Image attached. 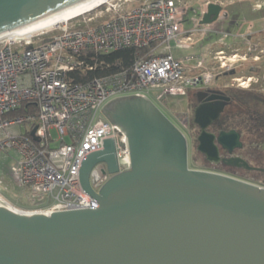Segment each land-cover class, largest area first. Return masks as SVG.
Segmentation results:
<instances>
[{
	"label": "water",
	"instance_id": "obj_1",
	"mask_svg": "<svg viewBox=\"0 0 264 264\" xmlns=\"http://www.w3.org/2000/svg\"><path fill=\"white\" fill-rule=\"evenodd\" d=\"M78 1L0 0V34ZM221 9L208 3L201 23ZM111 104L104 114L127 136L129 168L119 171L114 140L105 138L79 168L97 207L25 215L0 206V264H264V186L189 167L185 135L149 99ZM224 104L220 97L195 107L197 151L210 162L264 171L238 156L220 157L217 143L229 152L241 146L235 130L207 131ZM99 162L110 176L96 192L89 176Z\"/></svg>",
	"mask_w": 264,
	"mask_h": 264
},
{
	"label": "built area",
	"instance_id": "obj_2",
	"mask_svg": "<svg viewBox=\"0 0 264 264\" xmlns=\"http://www.w3.org/2000/svg\"><path fill=\"white\" fill-rule=\"evenodd\" d=\"M122 4L108 3L100 15L112 16L96 24L91 23L97 15L84 18L81 26H71L69 20L30 38H0V150L14 148L21 155L13 175L30 189L28 210L97 207L80 185L79 168L87 154L104 148L102 139L113 138L119 171L129 168L127 136L104 114L112 100L148 99L149 90L159 101L186 96L230 68L224 57L211 70L202 63L190 66L171 53V41L188 46L195 33L211 29L196 25L183 30L186 0H144L129 8ZM126 48L137 50L128 66L111 69L100 60ZM98 66L104 72L94 73ZM109 176L105 163L101 172L93 166L92 189L98 192Z\"/></svg>",
	"mask_w": 264,
	"mask_h": 264
},
{
	"label": "rangeland",
	"instance_id": "obj_3",
	"mask_svg": "<svg viewBox=\"0 0 264 264\" xmlns=\"http://www.w3.org/2000/svg\"><path fill=\"white\" fill-rule=\"evenodd\" d=\"M143 1L108 0V3H123L124 8H129ZM186 2L189 11L182 24L183 30L194 29L196 25L200 28L210 27L211 29L195 33L188 46H180L171 41L169 43L171 53L175 57L187 59L190 66L202 63V68L207 67L211 70L218 68L219 58L224 57L222 61L230 65V68L221 70L226 72V75L219 81L234 85L239 93L236 98L238 101H242L240 104H243L242 109L246 112L244 117H247L248 112L252 115L255 114L254 110L257 109L255 105L264 106V0H186ZM210 2L220 4L221 12L212 22L200 24L201 13L206 10L207 4ZM108 3L68 20L69 24L71 26L84 25V18L95 15H97L96 20L91 24L109 18L112 16V12L100 15V11ZM58 26H56L57 29ZM164 47L162 46V48ZM221 51L223 53H220ZM233 54H236V57ZM199 87L203 86L198 84L191 92ZM187 95L168 96L164 101H159L152 90L148 91L149 101L185 135L188 166L194 168L215 166L223 171L232 172L231 176L264 186V171L243 167L224 168L226 166L223 164L213 165L206 160L202 153L197 151V136L200 130L193 121V102L187 98ZM245 98L249 100L247 101ZM249 109L252 110L247 112ZM98 116L104 117L102 112L98 113ZM52 135L54 138L57 137L55 131H52ZM241 140L243 148L236 149L234 155L241 156L253 167L264 168V135L258 137L257 134L245 130L241 131ZM57 145L56 142L52 143L54 147ZM20 159V153L14 148L0 150V196L11 206L29 211L28 208L31 207L30 189L19 185L13 175V168L18 167ZM94 166L101 172L104 162H99Z\"/></svg>",
	"mask_w": 264,
	"mask_h": 264
},
{
	"label": "flooded vegetation",
	"instance_id": "obj_4",
	"mask_svg": "<svg viewBox=\"0 0 264 264\" xmlns=\"http://www.w3.org/2000/svg\"><path fill=\"white\" fill-rule=\"evenodd\" d=\"M225 75H226V72H224V71L217 73L213 77L210 84H208L205 87H199V88L195 89L193 92L190 91L191 93L189 92L187 95L188 96L187 98L192 100V102H193V112H194L195 107L198 104H200L201 102H205V103L211 102L212 103L214 101L219 100L220 97L225 100L223 110L218 115V117L216 119H214L208 125L207 131L215 134V136H218V134L221 131L228 132L230 130H235L239 134V140L241 141V146L236 147L233 149L232 152H229L227 149L223 148L220 144H218L215 140V142L218 145L219 155L221 158L236 156V155H234L235 150L243 148V142L241 140V131H239L240 129L238 130V126L237 125L235 126V124L240 123L243 120L244 115L246 114V112H244L242 109L243 104H240L242 101L241 100L238 101L236 98L239 95V93L235 89L234 85L232 83L227 84V83H225V81L224 82L219 81V79H223L225 77ZM236 81H238V80H236ZM198 93H200V95H198ZM108 105H107V108L110 109L112 107V104L109 106ZM255 106L257 109L254 110L255 114H253V115L255 116L257 121H260L261 116H264V106H261V105H255ZM251 110L252 109H249V110H247V112L251 111ZM235 120H237V121H235ZM198 129L200 130L199 126H198ZM238 157H241V156H238ZM208 162H210V161H208ZM210 163H215V162H210ZM216 163L217 164H219V163L223 164L221 161L216 162ZM191 168H194V167H191ZM198 169H204V168H198Z\"/></svg>",
	"mask_w": 264,
	"mask_h": 264
},
{
	"label": "bare ground",
	"instance_id": "obj_5",
	"mask_svg": "<svg viewBox=\"0 0 264 264\" xmlns=\"http://www.w3.org/2000/svg\"><path fill=\"white\" fill-rule=\"evenodd\" d=\"M107 3L108 0H80L44 19L38 21L34 24H31L27 27H24L18 31H5L0 34L1 39H17V38H30L33 34L54 28L60 24H64L68 20H71L81 14H85L94 10L95 8L101 6L102 4ZM0 206L6 207L13 210L14 212H19L22 214H36L40 212L35 211H23L11 206L0 196Z\"/></svg>",
	"mask_w": 264,
	"mask_h": 264
},
{
	"label": "trees",
	"instance_id": "obj_6",
	"mask_svg": "<svg viewBox=\"0 0 264 264\" xmlns=\"http://www.w3.org/2000/svg\"><path fill=\"white\" fill-rule=\"evenodd\" d=\"M136 53H137V50H135L133 48H126V49H122V50L115 51V52H112L110 54L101 56L100 60H103V64H105V65H106V63H108L110 65L111 69H114L116 67V65L128 66L129 64H131ZM96 68L97 69L95 70L94 73L98 74V73L104 72V69H102L100 66H98ZM89 75H92V74H89ZM245 99H247V98H245ZM248 100L249 99H247V101ZM235 121H237V120H235ZM236 125L238 126V130L240 129L239 131L243 132L246 130V131L257 134L258 137H261L264 135V116H261L260 121H257L255 116L252 115L250 112H248L247 117H244L243 120L240 123H236L235 126ZM211 164L216 165L217 163H211ZM223 165L226 166V167L223 166L224 168H230V169H232V167L236 168L234 166H228L224 163H223ZM204 169L214 170V171L226 173L229 175H231V173H232V172H228V171H223L221 168H216L215 166L214 167L206 166V167H204Z\"/></svg>",
	"mask_w": 264,
	"mask_h": 264
}]
</instances>
